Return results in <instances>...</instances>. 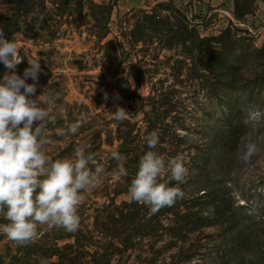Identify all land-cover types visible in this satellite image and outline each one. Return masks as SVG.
Wrapping results in <instances>:
<instances>
[{
  "label": "rangeland",
  "instance_id": "rangeland-1",
  "mask_svg": "<svg viewBox=\"0 0 264 264\" xmlns=\"http://www.w3.org/2000/svg\"><path fill=\"white\" fill-rule=\"evenodd\" d=\"M233 1L0 0V27L19 45L16 73L23 76L28 60L40 61L38 79L26 80L36 86L29 98L48 87L58 93L49 107L45 134L52 142L46 154L71 158L83 145L105 170L98 185L83 193L75 233L42 225L26 246L0 234V264H264V121L255 128L244 122L250 109L264 111V68L257 63L258 58L264 63V41L244 25H232V60H242L247 51L249 64L229 86L217 78L220 68L212 75L195 52L175 41L168 47V38L139 26H149L141 22L145 13L164 19L179 10L201 38L217 36L230 26L219 21ZM246 1L253 15L264 5ZM5 73L10 70L0 62V80ZM130 75L142 78L138 88ZM118 106L128 111L127 119H112ZM72 124H79L74 135L57 134ZM152 131L159 134L156 149L144 139ZM246 134L261 146L249 163L237 158ZM149 150L166 159L183 156L184 181L171 180L169 172L161 182L180 187L184 198L167 213L137 203L139 218L154 226L142 222L104 232L114 228L106 215L116 220L124 205L134 209L128 189ZM113 151L123 156L127 175L116 177L120 165L111 158ZM186 207L200 211L203 221L183 223ZM6 223L0 215V224Z\"/></svg>",
  "mask_w": 264,
  "mask_h": 264
},
{
  "label": "clouds",
  "instance_id": "clouds-1",
  "mask_svg": "<svg viewBox=\"0 0 264 264\" xmlns=\"http://www.w3.org/2000/svg\"><path fill=\"white\" fill-rule=\"evenodd\" d=\"M0 62L10 70L0 80V215L8 221L0 224V234L17 246H26L38 238L42 225L75 233L80 226L78 210L84 200L83 193L98 185L104 167L83 145L74 148L71 158L53 160L46 154V146L52 142L45 134L47 123L52 119L49 107L58 93L48 87L36 99L29 98L35 94L36 86L26 80L38 79L40 61L28 60L23 76L18 75L15 69L22 62L19 45L5 38L2 27ZM111 113L115 121L128 117V111L119 106ZM262 121L264 111L253 108L244 122L255 128ZM78 127L79 124H72L58 129L57 134L74 135ZM144 139L149 149H156L160 143L157 131ZM260 152L261 146L246 134L241 138L237 158L249 163ZM111 158L120 165L115 170L116 177L127 175L121 163L123 156L113 151ZM169 172L171 180L178 184L184 181L188 169L183 156L166 159L158 151H147L140 158L128 189L130 201L147 205L155 213L183 199L185 193L180 187L161 182V177Z\"/></svg>",
  "mask_w": 264,
  "mask_h": 264
},
{
  "label": "trees",
  "instance_id": "trees-1",
  "mask_svg": "<svg viewBox=\"0 0 264 264\" xmlns=\"http://www.w3.org/2000/svg\"><path fill=\"white\" fill-rule=\"evenodd\" d=\"M56 4V3H55ZM58 5V4H56ZM101 9H105L106 6H99ZM253 9L249 7V4L246 0H243V3H239L238 0L233 1V13L236 20L242 22L246 16L253 15ZM108 13V12H107ZM174 16H167L164 19H161L157 14H147L145 13L144 18L141 22L145 21L149 23V26H145L143 23L140 24V30H145L147 32L153 33L155 35H163L168 38L170 44L167 46L170 47L171 43L174 41L179 45L186 47L188 50H192L196 53L197 62L199 65H202V69L210 71L213 75V70L220 68V74L218 75V79H222L223 82L227 83V85L231 86L232 84L237 83L240 73L243 72L244 68L249 64L246 62L248 60L247 51L244 52V56L242 60L235 58L232 60V50L234 51V35H232V24L228 26L225 30H223L217 36L203 37L201 38L196 31L195 27L189 23L185 13L179 10L174 11ZM158 20V21H155ZM144 25V26H143ZM140 41V40H137ZM188 45L190 47H188ZM255 54L260 53L261 50L253 48ZM232 60V61H231ZM259 61V62H258ZM258 65L264 68V63L261 62V59H257ZM242 76V75H241ZM135 83V87L138 88L142 83V78L140 79L137 76H129ZM138 170V168H137ZM136 170V171H137ZM134 209H130L131 206L124 205L121 210L118 212L119 219L116 220L113 218V215H106L104 220H106L109 225L113 221L114 228L112 230L106 228L104 232L109 234V232L116 233L117 230L115 226L120 225V227H125L126 225H142V222H145L148 226H154L151 223V220H142L139 215V207L135 202L133 204ZM178 207V206H177ZM165 212L169 211L167 209H172L171 207L162 208ZM179 209V207H178ZM187 214V219H182L189 222H197L201 221L203 218V214L200 211H192L190 212L189 208H184ZM128 210V211H127ZM130 210V211H129ZM174 210V208L172 209ZM166 212V213H167ZM173 213V211H172ZM190 216V218H189ZM203 221V220H202ZM131 225V226H132ZM196 225V224H195ZM200 228V226H198ZM197 228V229H198ZM112 234L110 237L115 239L116 236ZM77 243H79L78 238H75ZM83 248L86 245H82Z\"/></svg>",
  "mask_w": 264,
  "mask_h": 264
},
{
  "label": "crops",
  "instance_id": "crops-1",
  "mask_svg": "<svg viewBox=\"0 0 264 264\" xmlns=\"http://www.w3.org/2000/svg\"><path fill=\"white\" fill-rule=\"evenodd\" d=\"M131 1V0H130ZM180 6H184L185 4H181L182 2L179 1ZM199 3V2H198ZM190 3H189V7H190ZM216 13H222V11L220 10H213ZM221 17V16H220ZM226 17L227 18H223V20H220L219 23H223L226 22V25H230V24H234V23H238V24H242L244 25V27H246V29L251 32L252 34L255 35V37L257 38L258 42H262L264 41V5L259 6V8L257 9L256 13L254 15H250V16H246L244 18V20L242 22L238 21L235 19L234 17V13H233V2H232V6L229 9V12L226 13ZM227 25V26H228Z\"/></svg>",
  "mask_w": 264,
  "mask_h": 264
}]
</instances>
